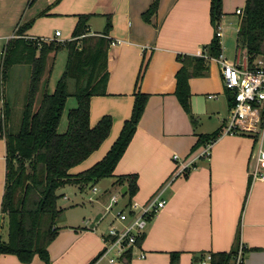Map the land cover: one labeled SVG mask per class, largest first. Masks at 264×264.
Returning a JSON list of instances; mask_svg holds the SVG:
<instances>
[{
	"label": "crops",
	"instance_id": "crops-1",
	"mask_svg": "<svg viewBox=\"0 0 264 264\" xmlns=\"http://www.w3.org/2000/svg\"><path fill=\"white\" fill-rule=\"evenodd\" d=\"M153 2L0 0L2 46L6 47L13 38L54 37L56 30L61 31L60 38L69 41L82 14H90V34H106L110 41L109 78L105 93L91 97L90 123L95 126L103 116L110 115L112 128L101 146L74 166L71 174L90 168L107 154L132 115L135 93L148 94L137 129L115 167L114 176L84 188L68 184L82 194L85 192V196L79 195L69 203L72 210L78 208L72 204L86 201L97 208L83 206L79 216H66L69 210L60 204V199L70 197L61 191L59 205L64 208V223L56 225L60 229L49 245V264H90L101 253L104 232L98 227L104 219L109 223V217L101 216L94 221L103 213L108 197L119 190L125 194L123 201L146 202L161 192L167 203L154 215L142 240L145 257L122 256L113 263L105 258L104 264H171L172 254H177L176 264H203V261L211 264L207 261L209 254L232 250L238 239L245 249L242 264H264V180L250 173L259 143L251 133L221 135L232 100L224 85L221 64L208 54V45L216 31L210 12L211 0H158L156 12L146 19L144 12ZM245 4L246 0H222L223 36L219 42L221 53L229 60L236 59V52L233 58L227 54L225 38L229 29L237 26L235 31H239L237 9L244 10ZM237 47H240L238 43ZM185 55L203 57L207 66L203 74L189 77L193 117L176 94L177 72L183 65L180 57ZM196 64V60L187 59L190 73ZM17 66L10 71L8 85L15 84L13 74ZM11 93L13 96L12 89ZM2 118L0 93V221L4 218L2 201L7 165ZM214 133L219 136L211 144L209 156H201ZM175 154L179 159L174 158ZM182 162L191 164L186 172L177 174ZM258 171L264 174V161ZM128 174L137 175L138 187L133 195L129 194L127 183L117 179ZM94 186L98 188L96 195L92 192ZM124 186L126 192H123ZM91 196L98 199L92 201ZM0 264L46 262L38 254L29 263L17 255L2 254Z\"/></svg>",
	"mask_w": 264,
	"mask_h": 264
},
{
	"label": "trees",
	"instance_id": "trees-1",
	"mask_svg": "<svg viewBox=\"0 0 264 264\" xmlns=\"http://www.w3.org/2000/svg\"><path fill=\"white\" fill-rule=\"evenodd\" d=\"M157 5L158 0H154L144 12L146 19L156 12ZM210 12L216 31L208 45V54L218 57L222 52L217 36L223 17L222 0H211ZM89 17L90 14L80 15L73 37L65 45L56 41H44L39 45L37 41L25 38H13L6 45L0 66V93L3 99L2 131L7 143L2 213L8 217V232L6 238L0 234V256L14 254L29 263L38 254L49 264V245L58 235L60 228L56 225L64 216V208L59 205L61 189L68 184L84 188L102 178L113 177L146 107L148 94L136 92L132 115L125 121L107 154L90 168L76 175L70 173L74 166L101 146L112 128L110 115L103 116L95 126L90 123L91 97L105 93L109 78L110 41L106 34L89 33ZM239 19L237 43L246 48L253 64L259 56H264V0H246L244 13ZM65 49L64 71L51 89L50 79L45 80L49 57ZM180 59L183 65L177 72L176 94L192 116L189 77L203 74L207 66L203 57L185 55ZM187 59L197 62L191 73L186 65ZM17 65H28L30 74L21 125L17 132H12L9 128V101L4 90L10 71ZM52 67L49 68L51 73ZM71 81L74 83L72 91L69 89ZM69 96L75 97L77 105L66 110ZM64 115L67 125L62 124ZM218 136L214 133L207 141L214 142ZM117 179L120 183H127L130 195L135 194L138 187L136 174L118 176ZM238 240L230 251L213 252L210 263L236 264L241 244ZM130 257L131 251L123 254V258ZM176 262L177 254H172L171 264Z\"/></svg>",
	"mask_w": 264,
	"mask_h": 264
},
{
	"label": "built area",
	"instance_id": "built-area-1",
	"mask_svg": "<svg viewBox=\"0 0 264 264\" xmlns=\"http://www.w3.org/2000/svg\"><path fill=\"white\" fill-rule=\"evenodd\" d=\"M243 13V9H237V14L242 16ZM217 36L219 38L223 36L221 23L217 29ZM60 37L61 31L56 30L54 37H31L30 39L37 41L39 45L44 41L65 42ZM5 54L6 47L1 46V60ZM216 58L221 64L224 85L232 100L221 135L251 133L257 136L259 150L250 173L254 178L264 180V174L258 171L260 163L264 161V150L262 149L264 137V56H259L252 64L247 52L243 54L242 48L237 47L236 59L229 60L222 53ZM212 143L209 142L206 145L201 156H209ZM174 158L179 159L178 154H175ZM190 164L191 162H182L177 174L186 172ZM92 192L95 195L98 193L97 186L92 188ZM124 196L125 194L119 190V193H112L104 204L102 216L109 217L108 230L102 235L104 248L90 264H104L105 258L113 263L127 251H131L132 255L138 254L139 257H145L146 252L141 248L142 240L154 215L164 208L167 200L161 197V192L146 202H139L136 199L123 201ZM97 199L94 196L90 197L92 201ZM244 250V245L240 244L236 264L242 263ZM113 251L118 256H115ZM211 257L209 254L207 261L211 260ZM205 263L206 261H203V264Z\"/></svg>",
	"mask_w": 264,
	"mask_h": 264
},
{
	"label": "rangeland",
	"instance_id": "rangeland-1",
	"mask_svg": "<svg viewBox=\"0 0 264 264\" xmlns=\"http://www.w3.org/2000/svg\"><path fill=\"white\" fill-rule=\"evenodd\" d=\"M238 15V14H237ZM238 18V16H236V19ZM237 29V26L233 29H229L228 32V36L225 38L226 43L225 45L227 46V54H231V57L233 58L237 49V32L235 31ZM69 41H65L62 43V45L67 44ZM2 45H0L1 47ZM240 48H242V52L243 54L247 52L246 48L244 46L240 45ZM54 54V53H52ZM51 54V55H52ZM67 56V49L62 50L58 53L57 57L55 56L53 58L50 57L48 60V65L49 68L52 67V70L54 68V70L52 71V73L50 72V69H47V72L45 74V80H48V78L50 79V88L54 89L55 84L57 82V80L61 77L64 68H65V57ZM56 58V61H55ZM1 60V58H0ZM18 69L17 71L15 70V73L13 74V76L16 78L15 79V84L13 85H8V83H6L5 86V90L6 94L9 98V108H10V112H11V118H10V122H9V128L12 132H17L20 128L21 125V120H22V110L25 104V99H26V95H27V90H28V83H29V69H28V65H19L17 66ZM49 72L51 73L52 76H49ZM24 81L25 84H24ZM12 82V79H11ZM11 89L13 92V96L11 93ZM69 89L70 91H72L74 89V83L73 81H71L69 83ZM77 105V101L75 99L74 96H69L68 97V101L66 104V110H68V108L74 107ZM66 124L67 125V118L66 115H64L63 117V122L62 124ZM64 128V127H63ZM61 191H63V193H65V195L69 196L70 199L67 200L64 198V196H62V198L60 199V204L67 206V211L66 212V216H79V212L80 209L82 210V207H87L90 209H96L97 207L95 206V204H92L91 202L86 201L85 204L81 203L79 205L77 204H72L74 205V207H78L75 210H72L71 208H73V206H71V204H69L70 202H73V199H77L79 197V195H83L85 196V192L82 194L80 192H78V190L73 186V185H67L65 187H63L61 189ZM88 193H91L90 191ZM8 217H4L2 221H0V234L3 237H7V220ZM59 223L62 224L64 223V219H60ZM99 230L106 232L108 230V219H104L100 224H99ZM115 253V251H113Z\"/></svg>",
	"mask_w": 264,
	"mask_h": 264
},
{
	"label": "water",
	"instance_id": "water-1",
	"mask_svg": "<svg viewBox=\"0 0 264 264\" xmlns=\"http://www.w3.org/2000/svg\"><path fill=\"white\" fill-rule=\"evenodd\" d=\"M126 189H127V187L124 186V188H123V192H126ZM101 216H102V213H99L98 216H97V218H96V220H95L94 222H96ZM94 224H95V223H93L92 226H94Z\"/></svg>",
	"mask_w": 264,
	"mask_h": 264
}]
</instances>
